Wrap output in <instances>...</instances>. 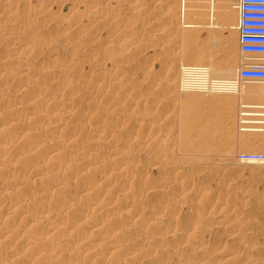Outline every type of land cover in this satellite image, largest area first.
Returning <instances> with one entry per match:
<instances>
[{
  "label": "rangeland",
  "instance_id": "1",
  "mask_svg": "<svg viewBox=\"0 0 264 264\" xmlns=\"http://www.w3.org/2000/svg\"><path fill=\"white\" fill-rule=\"evenodd\" d=\"M10 3L14 9L0 19V25L5 23L6 36L23 46L0 47V146L10 147L7 162L0 165V191L8 188L6 179L24 181L30 191L25 199L20 200L23 188L10 189L13 211L21 205L23 217L53 202L61 207L51 210L40 227L36 222L22 227L15 215L1 220L0 227L7 224L13 231V236L0 238L1 264H40L39 258L29 257L30 247L36 244L41 254L51 256L52 264H96L100 258L104 264H264V123L256 124L262 130L252 135L236 126L240 114L249 110L243 109L244 102L264 104V98L260 101L242 92L256 83L236 82L242 62L238 13H231L229 19L235 28L225 32L221 29L223 0H215L211 11L197 0H0V8ZM230 3L236 5L238 0ZM94 4L110 14L102 17L106 27L95 29L94 22L83 17ZM189 4L199 6L195 13L203 14L205 22L213 16L214 27L207 30L216 38V46L202 50L201 41L191 44V31L182 20ZM40 8L47 14H37ZM190 22L200 21L191 16ZM234 40L235 51L226 60L223 47ZM68 42L79 49L73 50ZM183 49L196 55L191 64L199 67L211 57L210 76L189 73L183 76L189 81L183 86L180 72L189 64L180 56ZM226 62L234 71L215 76L214 69ZM22 70L28 71L21 80ZM215 81H234L237 90L218 96L202 93V97L194 89L197 83L214 88ZM10 104H17L12 114ZM71 111L95 120L72 122L67 119ZM52 117L66 121L72 129L68 136L64 129H46L45 122ZM126 119L136 120L134 129ZM95 122L112 126V131L97 137L90 152L86 141ZM19 131L22 136L17 142L14 135ZM35 134L42 137L37 140ZM58 148L57 154H51ZM18 151L22 152L15 156ZM120 168L125 172L120 181L126 179L127 190L119 191L118 181H103L105 194L97 203L73 187L82 177L94 180ZM141 168L149 169V175L141 180L132 177ZM37 169L65 184L48 191L49 185L35 177ZM65 187L71 192L63 191ZM210 191L227 195L226 201H218V209L212 200L215 212L211 214L204 205ZM126 203L132 206L124 209ZM87 208L91 213L85 219L81 213ZM59 215L65 216L71 229L68 225L48 233V226L59 223ZM188 221L191 224L185 228Z\"/></svg>",
  "mask_w": 264,
  "mask_h": 264
},
{
  "label": "bare ground",
  "instance_id": "2",
  "mask_svg": "<svg viewBox=\"0 0 264 264\" xmlns=\"http://www.w3.org/2000/svg\"><path fill=\"white\" fill-rule=\"evenodd\" d=\"M197 1H201L202 2V5H204L203 7H207V10L208 11H211L212 10V8L214 7V3H215V0H197ZM217 1V0H216ZM224 1V6L222 7V11H221V15H222V24H221V29L222 30H224L225 32H229L230 30H232V29H234L235 27H234V25H233V23H231V21L229 20L230 19V15H231V13H235V12H237L238 13V45H239V26H240V20H239V0H238V4H236V5H231V3H230V0H223ZM15 2V1H14ZM66 2V1H65ZM75 4V3H74ZM13 3H10V4H8V5H6L5 7H4V9L3 8H0V19L3 17V16H6L7 15V13H9V12H11V11H13V9H14V7H13ZM199 7V6H195V5H191V4H189V6L187 7V10L185 11V13L183 14V18H182V20L183 19H185L186 21H185V24H184V27L185 28H188V29H190V31H191V44L192 43H198V41H201V43H202V47H200V49L202 48V50H203V48H205V49H209L210 47H214V46H216V43H217V40H216V38H214V36H212V35H210V32L207 30V29H209L210 30V28H213L214 27V24L213 23H211L212 22V20H213V16L210 14L209 15V20H208V22H205L204 21V19H205V16L203 15V14H200V13H195L196 12V9ZM17 8V7H16ZM73 10H75V8L73 7L72 8ZM77 9V8H76ZM183 9H184V7H183ZM197 10H200V9H197ZM44 13H46V10L45 9H41L40 8V10H38L37 11V14H41V16L44 14ZM108 12L105 10V9H103V7L102 6H100V5H95L94 4V6H92L89 10H88V12H87V14L86 15H84L83 17L84 18H86V19H88V20H91V22H94V24H93V28H95V29H99V28H103L104 26L106 27V21H104V20H106V19H102V17H105L106 16V14H107ZM181 13V12H180ZM47 14V13H46ZM82 14V13H81ZM109 14V13H108ZM110 15V14H109ZM108 15V16H109ZM107 16V17H108ZM191 16H193V17H195V18H198L199 19V21L200 22H196V23H192V22H190V17ZM197 16V17H196ZM11 17V16H10ZM38 17V16H37ZM12 18V17H11ZM43 18V17H42ZM194 19V18H193ZM41 20V19H40ZM184 21V20H183ZM192 21V20H191ZM27 22V21H26ZM108 24V23H107ZM146 24V23H145ZM219 24V23H218ZM27 25V24H26ZM88 26V25H87ZM102 26V27H101ZM108 26V25H107ZM219 26V25H218ZM5 27H6V24L4 23V24H1L0 25V47H2L3 45H5V46H12V48H13V46H14V48H22V46H17V43H15V40H14V38L15 37H12V36H6L7 35V33H8V31H6V29H5ZM120 27V26H119ZM220 27V26H219ZM77 28V27H76ZM94 29V30H95ZM171 30V29H170ZM220 31V30H219ZM16 33V32H15ZM30 33V32H29ZM119 36V35H118ZM121 39V38H120ZM123 40V39H122ZM121 40V41H122ZM103 42V41H102ZM233 43H230L229 45H227V46H224L223 47V51H224V57L226 58V60H228V58H230L231 57V55L233 54V52L235 51V40L234 41H232ZM127 43V42H126ZM72 45V47H73V50H77V49H79V46H77L76 44H73L72 42H68V45ZM125 44V43H124ZM21 45V44H20ZM13 48V50H15ZM43 49H45V48H43ZM199 49V50H200ZM222 49V48H221ZM19 50H21V49H19ZM239 50H240V47H239ZM27 51V50H26ZM56 51V50H55ZM29 54V53H28ZM34 54V53H33ZM55 54V53H54ZM54 54H52V55H54ZM96 54V53H95ZM240 54L242 55V62H241V65H240V68L238 69V72H237V74H236V82H248V83H256V85L255 86H245V87H243L244 89H243V93H246L247 94V96L249 95L251 98H252V96L253 97H255V99H257V100H260V101H262L263 100V98H264V80L263 81H246V80H240L239 79V72L242 70V69H244V68H246L247 66H248V64H247V61H246V59H248V57H247V55H244V54H242L241 53V51H240ZM27 55V54H26ZM31 55V54H30ZM32 56V55H31ZM34 56V55H33ZM180 56L181 57H183L184 58V60L186 61V62H188L189 64H186V67H183L182 68V70H181V72H180V76L182 75V77H180V80H181V84L183 85V86H186V83L185 82H188L189 83V81H185V79L186 78H183V76H186L187 74H189V73H192V72H198V73H200L202 76H210L209 75V72H210V66L209 65H211V64H213V59L211 58V57H207V61H205V59H204V61L205 62H207V65H204V66H196V65H194V64H191V63H193L194 62V60L196 59V55H194V54H192L191 52H189V51H187V49H183L182 50V52H181V54H180ZM5 57V56H4ZM3 57V58H4ZM38 57V56H37ZM40 57V56H39ZM125 57V56H124ZM91 59V58H90ZM40 60H42V59H40ZM94 61H97V59L96 58H94ZM45 63V62H44ZM202 63V62H201ZM204 64V63H203ZM224 64V63H223ZM20 65V64H19ZM45 66V65H44ZM62 66V65H61ZM166 66V65H165ZM1 67V66H0ZM213 67V66H212ZM234 67L231 65V63H229V62H226L225 64H224V66L222 67V68H219V69H214V72H213V74L216 76V75H220V76H223V77H226V76H229L230 74H231V72H232V70L234 71V69H233ZM43 69V68H42ZM45 69V68H44ZM1 70V69H0ZM3 70V69H2ZM21 70V69H20ZM29 70V69H28ZM28 70H22V72L21 71H19L20 73L19 74H22L24 71L26 72V71H28ZM36 71V70H35ZM73 70H72V68H67L66 69V72H72ZM92 73V72H91ZM18 74V75H19ZM25 74V73H24ZM24 74H22L21 75V80H22V76L24 75ZM69 74H73V73H69ZM89 74V73H88ZM118 74H119V72H118ZM174 74V73H173ZM212 74V73H211ZM35 75V74H34ZM33 75V76H34ZM47 75V74H46ZM122 75H123V73H122ZM127 76V75H126ZM35 77V76H34ZM205 78V77H204ZM102 79V78H101ZM113 79V78H112ZM128 79V78H127ZM126 79V80H127ZM206 79H207V77H206ZM205 79V80H206ZM20 80V79H19ZM125 80V81H126ZM204 80V82H206ZM102 81V80H101ZM100 81V82H101ZM111 81V80H110ZM185 81V82H184ZM214 81V80H213ZM59 82V81H58ZM58 82H56V83H58ZM98 82V81H97ZM211 81H209V82H207L208 84L210 83ZM219 82V81H218ZM236 82H234V81H226V82H221V83H219V84H216V81H215V84H213V86H215L214 88H211V87H207V86H199L198 84L199 83H197V84H195L194 82V84L195 85H197L196 87L197 88H195L194 87V89H195V91H198L199 93L201 92V94L202 93H207V94H209V95H212V96H218V95H223V94H226V93H232V92H234V91H236L237 89H236V87H235V85H236ZM49 83V82H48ZM103 83V82H102ZM212 83H214V82H212ZM212 83H211V86H212ZM94 84V83H93ZM123 84H124V81H123ZM158 84V83H157ZM194 84L192 85V87L194 86ZM205 84V83H204ZM190 85V84H189ZM207 85V84H206ZM252 85V84H251ZM104 86V85H103ZM114 86V85H113ZM183 86H181V87H183ZM106 87H108V84L106 85ZM187 87H188V85H187ZM112 88V87H111ZM191 87L189 86V89H190ZM182 89V88H181ZM186 89V88H185ZM242 89V88H241ZM104 90V89H103ZM106 91H107V89H105ZM133 90V89H132ZM188 90V89H187ZM36 93V92H35ZM196 93V92H195ZM134 94V93H133ZM135 95V94H134ZM137 95V94H136ZM203 95L204 94H202V97H203ZM98 96V95H97ZM138 96V95H137ZM202 97L200 96V97H197V99H195V100H197V101H199L200 99H202ZM2 98V97H1ZM56 98V97H55ZM59 97H57V99H58ZM34 98H32V100H33ZM138 99H140V98H138ZM31 100V99H30ZM79 100V99H78ZM26 102H29L28 100L26 101ZM79 102V101H78ZM109 102V101H108ZM13 103V102H12ZM38 103V102H37ZM45 103V102H44ZM71 103L73 104V103H75V99L74 98H72L71 97ZM195 104H197L196 102H194ZM18 104V103H17ZM17 104L15 105V104H10L9 105V107L11 108H9L10 109V111H9V114L11 113V112H13L14 113V111L16 112V110H17V108H16V106H17ZM39 104V103H38ZM41 104H43V103H41ZM210 105H213V103H209ZM222 104V103H221ZM2 105V104H1ZM25 105V104H24ZM44 105V104H43ZM222 105H224V104H222ZM6 106V105H5ZM39 106V105H38ZM45 106V105H44ZM111 106V105H110ZM7 107V106H6ZM27 107H28V104H27ZM27 107H26V112L28 111L27 110ZM73 107H75L74 105H73ZM112 107V106H111ZM221 107V106H220ZM240 108H242V107H240ZM244 108H246V109H249V110H247V111H245V112H242L240 115V117L238 118V121L236 122V126H238L239 128H241L243 131H245V132H247V133H249V134H251V133H253V132H258V131H261L262 130V127H260V126H257L256 124H263L264 123V118L263 119H261L262 117H264V104L263 103H246L245 104V102H244V104H243V109ZM28 109H32L33 110V108H32V106H30V107H28ZM43 109V108H42ZM29 112V111H28ZM33 112L34 111H32V114H33ZM35 112H38V111H36L35 110ZM88 112V111H87ZM91 113V112H90ZM162 113V112H161ZM12 114V113H11ZM38 114V113H37ZM67 114V113H66ZM252 115H254L255 117H257L256 119H252V120H249V119H246V118H244V117H246V116H252ZM8 116V115H7ZM37 116V115H36ZM244 116V117H243ZM54 117V116H53ZM52 117V119L51 120H49L48 119V121L47 122H45L46 123V129L49 131V132H54V131H57V130H61V129H64V132L67 134V136H68V133H70L71 131H72V129L71 128H69V125H67V123H66V121L65 122H63L61 119H56V118H53ZM36 118H38V117H36ZM95 118V117H94ZM92 119L91 118V116L90 115H87L86 113H81V112H77V111H71V112H69L68 113V115H67V119L68 120H70V121H76V120H82V121H85V120H89V121H92L93 122V120H95V119ZM2 119H3V117H2ZM118 119H120V118H118ZM126 121H130V124L133 126V129H134V127L136 126L135 124L133 125V123H135V121L136 120H131V119H126ZM143 121V120H142ZM77 122V121H76ZM125 122V121H124ZM94 124V123H93ZM144 124V123H143ZM146 124V123H145ZM249 124H253L254 126H252V125H249ZM2 125V124H1ZM129 125V124H128ZM256 125V126H255ZM71 126V125H70ZM87 126V125H86ZM236 126L235 125H233L232 126V129L234 130L235 128H236ZM262 126V125H261ZM124 127V126H123ZM148 127H149V125H148ZM128 128V127H127ZM143 128H144V126H143ZM151 128V127H150ZM26 129V128H25ZM28 129V128H27ZM31 129V128H30ZM37 129V128H36ZM78 129V128H77ZM77 129L75 128L74 130H76L77 131ZM132 129V128H131ZM145 129V128H144ZM146 129H147V127H146ZM75 131V132H76ZM111 131H112V126L111 127H109V126H106V125H100V124H96V122H95V126L91 129V131H89L88 130V132H90V136H88V141H86L87 142V148L89 149V151L91 152V150H93V148H94V146H95V139L97 138V137H101V136H104V137H107L108 135H109V133H111ZM24 133H25V131H23ZM78 132V131H77ZM85 132V131H84ZM263 132V131H262ZM87 133V130H86V132L83 134V135H85ZM156 133V132H155ZM155 133L153 134V135H155ZM72 134H73V132H72ZM71 134V135H72ZM22 136V132H18V133H15V135H14V138H16V140H17V142H18V140L20 139V137ZM64 135V134H63ZM76 135H78V134H76ZM87 135H89V134H87ZM86 135V136H87ZM252 135V134H251ZM20 136V137H19ZM42 137V134H35V136H34V138H36L37 140L38 139H40ZM154 137V136H153ZM2 140V139H1ZM67 140H69L68 138L65 140V141H67ZM119 140V139H118ZM24 141V140H23ZM22 141V142H23ZM42 141V140H41ZM46 141V140H45ZM64 141V142H65ZM104 141H106V140H104ZM109 141V140H108ZM2 142V141H1ZM21 142V143H22ZM62 142V141H61ZM61 142H60V144H61ZM64 142H63V144H64ZM112 144H114L113 142H111ZM30 144V143H29ZM55 144H58V141H55ZM13 145V144H12ZM17 145V144H16ZM24 145V148H25V145L26 144H23ZM31 145V144H30ZM32 145H39V144H36V143H32ZM11 146V145H10ZM34 146H32L31 148H33ZM17 147H18V145H17ZM36 147V146H35ZM54 148H55V146H53ZM113 147H114V145H113ZM8 148H10V147H8ZM8 148H3V146L1 147L0 146V165H3L4 164V162L7 160L6 158H7V156H6V152H7V150H8ZM65 148V147H64ZM15 149H18V148H15ZM36 149V148H35ZM59 149L60 148H58V149H56V150H52L51 151V154H53V155H55V154H57L58 152H59ZM82 149V148H81ZM11 150V149H10ZM64 150V149H63ZM19 151H20V148H19ZM18 151V152H19ZM25 151V150H24ZM23 151V152H24ZM32 151H34V149H32ZM50 151V150H49ZM22 152V151H21ZM21 152H19V153H16L15 154V156L17 155V156H19L20 154H21ZM26 152V151H25ZM64 152V151H63ZM62 152V153H63ZM80 153H81V151H79ZM28 153V152H27ZM39 153V152H38ZM84 153V152H83ZM82 153V154H83ZM112 153V152H111ZM113 153L116 155V153L117 152H114V150H113ZM65 154V153H64ZM82 154H80V155H82ZM113 154V155H114ZM10 155H11V153H10ZM22 155H23V153H22ZM50 155V154H49ZM23 156H25V155H23ZM61 156V155H60ZM101 156V155H100ZM33 157V156H32ZM32 157H30V159L32 158ZM42 157V156H41ZM72 157V156H71ZM17 158V157H16ZM25 158H26V156H25ZM76 158H77V156H76ZM81 158V157H80ZM42 159V158H41ZM69 159V158H68ZM213 159V158H212ZM13 160V159H12ZM70 160H72V159H70ZM182 160V159H181ZM263 160V159H262ZM14 161V160H13ZM34 161V160H33ZM7 162V161H6ZM26 162V161H25ZM39 162V161H38ZM42 162V161H41ZM41 162H40V164H41ZM99 162V161H98ZM97 161H96V163H98ZM102 162V161H101ZM54 163V165H55V162H53ZM66 164V163H65ZM99 164H100V162H99ZM180 164V163H179ZM68 165V164H67ZM80 165V164H79ZM108 165V164H107ZM4 166V165H3ZM55 167H56V165H55ZM63 167H65V166H63ZM84 167V166H83ZM83 167H81V168H83ZM122 167V166H121ZM44 169V167H41V169ZM41 169H37V172H35L36 174H35V177L36 178H40V179H42V182H44L45 183V185H49V188L47 189L48 191H49V189L51 188V189H57L58 187H60L61 186V184H63L62 182L60 183V182H56V181H53V180H51L50 178H47V177H44V175L45 174H43L42 173V171H41ZM45 170V169H44ZM43 170V171H44ZM99 170V169H98ZM119 170V169H118ZM24 171H25V169H24ZM82 171V170H81ZM100 171H102V169L100 170ZM232 171V170H231ZM108 173H109V171H108ZM107 173V174H108ZM123 173H125V172H121V168H120V172H117V173H113V174H109V175H107V176H104V177H98V179H94V180H84V179H86V178H84V177H82V178H80V181L78 182V183H76V184H74V188H76L77 190H78V192L77 193H85V192H87L88 193V195H89V197L93 200V203H94V201H95V203H97V201L96 200H98L99 199V197L100 196H103L104 194H105V189H103V186L105 185L106 186V184H101L103 181H108L109 183H116L117 181L119 182V185H118V190L119 191H126L127 190V181H126V179L124 178V182H121L120 181V178L122 177V175H123ZM179 174V173H178ZM149 175V169H147V168H141L140 170H137V171H135L133 174H132V177H136V178H139L140 180H141V178H146L147 176ZM182 176V175H181ZM34 177V176H33ZM43 177V178H42ZM230 177V176H229ZM6 178V177H5ZM8 178V177H7ZM179 179V178H178ZM181 179V178H180ZM250 179V178H249ZM61 180V179H60ZM121 180H123L122 178H121ZM126 181V182H125ZM139 181V180H138ZM4 182V181H3ZM2 182V183H3ZM6 182H7V186H8V188H5L4 187V185L3 186H1V187H4L5 189H3L2 191H0V224H1V220L2 221H5L6 222V220L8 221L9 219H11L10 217H12L13 215H15L16 217H18V221L20 220V223H21V226L22 227H26V226H29L32 222L33 223H38V225H39V227H40V223H41V221H45L46 220V217H47V214L51 211V210H55L56 209V207H58L59 208V206L61 207V205H59V204H55L54 202H53V205H52V203H51V206L50 205H48L47 206V208L46 207H42V208H39V210H37V212L35 213L34 212V214L32 215V214H30V215H27V216H25V217H23L22 216V212L21 211H23L24 209L22 208V206L20 205H18V207H17V209L16 210H14L13 211V206H14V204L12 203V201H13V196H14V194H13V191H10V189H12V190H15V188L16 187H19V188H23L22 190V192H21V195H20V200L22 199V198H24V195H27V194H29L30 193V191H29V189L28 188H25L24 187V181H21V180H19L18 178H14V179H10V180H7L6 179ZM43 183V184H44ZM166 183V182H165ZM187 183H188V181H187ZM65 184V183H64ZM0 185H1V183H0ZM186 185V184H185ZM44 186V185H43ZM13 187H15L14 189H13ZM45 187V186H44ZM117 187V186H116ZM30 188V187H29ZM73 188V189H74ZM96 188H98L99 190H96ZM73 189H72V191H73ZM115 190H116V188H115ZM195 190H196V194H199V192H200V190H198L197 188H195ZM63 191H65L66 193H70L71 192V190H70V188L69 187H65V188H63ZM123 193V192H122ZM227 194V193H226ZM244 194V193H243ZM49 195V194H48ZM48 195L46 196V197H48ZM81 195V194H80ZM247 195V194H246ZM231 196V195H230ZM42 197V196H41ZM70 197V196H69ZM25 199V198H24ZM72 199V198H71ZM70 199V200H71ZM19 200V201H20ZM76 200V199H75ZM212 200L213 201H216L215 203H216V207H217V204L219 205V203L222 201V202H224V201H226L227 200V195H225V194H223L222 193V191L221 192H219V191H210L209 193H208V200L204 203V205H205V208L206 207H209L210 208V210H209V214H211V213H213V211H214V209H211L212 207H210V205H211V203H212ZM110 201V200H109ZM121 201V200H120ZM218 201H220V202H218ZM230 201V200H229ZM235 201V200H234ZM245 201V200H244ZM71 202V201H70ZM77 202V201H76ZM112 202V201H111ZM122 202V201H121ZM232 202V201H231ZM92 203V204H93ZM132 203H126V204H124V209L125 208H130L132 205H131ZM17 205V204H16ZM23 205V204H22ZM90 205V204H89ZM221 205V204H220ZM230 205H231V203H230ZM41 207V206H40ZM69 207H70V205H69ZM45 208V209H44ZM65 208H67V207H65ZM116 208V207H115ZM123 208V207H122ZM232 208V207H231ZM68 209V208H67ZM175 209H177V211H179L180 209H179V207L177 208H175ZM207 209V208H206ZM217 209H218V207H217ZM240 209V208H239ZM64 210H66V209H63L62 211L63 212H65ZM79 210H80V208H79ZM85 210V209H84ZM83 209H82V216H83V218L89 213V209L87 208L85 211H84ZM242 210V209H241ZM240 210V211H241ZM76 210H74L73 212H75ZM24 212V211H23ZM56 212H57V210H56ZM61 212V211H60ZM207 212V211H206ZM215 212V211H214ZM91 213V212H90ZM89 213V214H90ZM208 213V212H207ZM226 213H231V211H228V209L226 210ZM24 214V213H23ZM64 214V213H63ZM147 214V213H146ZM78 215V214H77ZM54 217V216H53ZM52 217V218H53ZM67 217V216H66ZM87 217H89V215L87 216ZM198 217V216H197ZM217 217V216H216ZM14 219V218H13ZM55 219H57V217L55 218ZM58 219H60V221H59V223H57V224H55V225H52V226H48V229H47V231H48V233H53V232H55V231H58L59 229L58 228H60V227H62V228H66L69 224L66 222V220H65V216H58ZM67 219V218H66ZM85 219H86V217H85ZM100 220V219H99ZM106 220V219H105ZM196 220V219H195ZM72 221V220H71ZM82 221V220H81ZM72 223V222H71ZM48 224V223H47ZM191 224V222L190 221H188V222H186L185 224H184V227L185 228H187V227H189V225ZM37 225V226H38ZM44 225V224H43ZM49 225H50V223H49ZM60 225V226H59ZM7 224H5L4 226H2V227H0V238H6V237H9V236H13L12 234V232L13 231H11V230H9V229H7ZM46 226V225H45ZM41 227H43V226H41ZM69 228L70 227H72L71 225H69L68 226ZM67 227V228H68ZM75 227V226H74ZM27 228V227H26ZM44 228V227H43ZM42 228V229H43ZM46 228V227H45ZM45 228H44V230H45ZM7 229V230H6ZM25 229V228H24ZM23 229V230H24ZM37 229H39L38 227H37ZM58 229V230H57ZM71 229V228H70ZM21 230V229H20ZM39 231H40V229L38 230V233H39ZM42 231V230H41ZM46 231V232H47ZM63 231V230H62ZM44 232V231H43ZM61 233V232H60ZM89 233V232H88ZM75 234V233H74ZM54 235V234H53ZM47 236V235H46ZM45 236V237H46ZM44 237V238H45ZM14 238V237H13ZM39 239V238H38ZM105 239V238H104ZM40 240V239H39ZM9 241V240H8ZM12 242V241H11ZM49 242V241H48ZM48 242H46V243H48ZM64 242H66V241H64ZM107 242V241H106ZM106 242H105V245H106ZM114 242V241H113ZM40 243V242H39ZM45 243V242H44ZM107 243H109V241L107 242ZM30 244V243H29ZM42 244V243H41ZM49 244V243H48ZM119 244V243H118ZM9 245V244H8ZM40 246V245H39ZM42 246V245H41ZM45 246H46V244H45ZM117 246V245H116ZM82 247V246H81ZM111 247V246H110ZM25 248V247H24ZM31 248V250H32V254H30L29 255V257H35V258H39L38 260L40 261V264H52V258H51V256H49L48 254H41L40 252H39V250H38V244H36V245H34V246H32V247H30ZM112 248V247H111ZM43 249V248H42ZM107 249H109V248H107ZM113 249V248H112ZM112 249H110V252H111V250ZM115 249V248H114ZM90 250V249H89ZM43 251V250H42ZM41 251V252H42ZM13 253H14V251H13ZM93 253V252H92ZM15 254V253H14ZM34 254V255H33ZM96 256V255H95ZM74 257V256H73ZM75 258V257H74ZM98 258V257H97ZM23 259H25V258H23ZM54 259V258H53ZM21 260V259H20ZM31 260V263H32V259H30ZM104 260V259H103ZM103 260H101V258H100V260H98L97 262H96V264H104V261ZM3 261V260H2ZM24 261V260H23ZM27 261V260H26ZM16 262H18V261H16ZM29 262V261H28ZM252 262V261H251ZM38 263V262H37ZM74 263V262H73ZM0 264H1V262H0ZM3 264V263H2ZM19 264H21V263H19ZM28 264H30V263H28ZM55 264H57V263H55ZM61 264H72L71 262H67V263H62L61 262Z\"/></svg>",
  "mask_w": 264,
  "mask_h": 264
},
{
  "label": "built area",
  "instance_id": "3",
  "mask_svg": "<svg viewBox=\"0 0 264 264\" xmlns=\"http://www.w3.org/2000/svg\"><path fill=\"white\" fill-rule=\"evenodd\" d=\"M239 47L248 66L239 79L264 80V0H239Z\"/></svg>",
  "mask_w": 264,
  "mask_h": 264
}]
</instances>
